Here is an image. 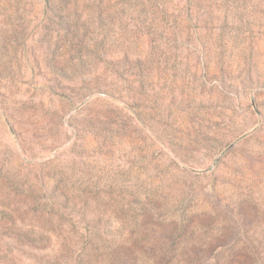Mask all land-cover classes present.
<instances>
[{
  "label": "rangeland",
  "instance_id": "rangeland-1",
  "mask_svg": "<svg viewBox=\"0 0 264 264\" xmlns=\"http://www.w3.org/2000/svg\"><path fill=\"white\" fill-rule=\"evenodd\" d=\"M197 254L264 264V0H0V264Z\"/></svg>",
  "mask_w": 264,
  "mask_h": 264
},
{
  "label": "trees",
  "instance_id": "trees-1",
  "mask_svg": "<svg viewBox=\"0 0 264 264\" xmlns=\"http://www.w3.org/2000/svg\"><path fill=\"white\" fill-rule=\"evenodd\" d=\"M174 225L176 226V223ZM174 229H175V227H173V230ZM191 251H193V252L197 251L198 252L199 251L198 246L193 245L192 248H191ZM190 257L192 259L191 264H201L203 262V256L201 254H197L196 256H191L190 255Z\"/></svg>",
  "mask_w": 264,
  "mask_h": 264
}]
</instances>
